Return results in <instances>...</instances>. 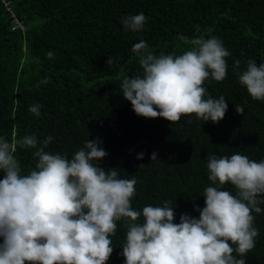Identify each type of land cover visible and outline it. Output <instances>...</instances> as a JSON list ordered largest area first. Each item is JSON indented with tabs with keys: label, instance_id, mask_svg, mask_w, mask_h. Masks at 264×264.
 Returning <instances> with one entry per match:
<instances>
[{
	"label": "trees",
	"instance_id": "16d2710c",
	"mask_svg": "<svg viewBox=\"0 0 264 264\" xmlns=\"http://www.w3.org/2000/svg\"><path fill=\"white\" fill-rule=\"evenodd\" d=\"M7 1L10 10L0 0V137L15 142L35 135L42 142L51 136L45 150L69 159L85 141L98 139L107 153L99 166L137 180L133 209L170 201L174 223L182 214L198 218L196 208L205 206L210 155L264 160V101L251 99L233 68L237 60L240 70L249 59L264 63V0ZM140 13L146 17L143 30L126 31L122 20ZM15 19L25 29L14 28ZM197 37H216L230 53L226 78L204 84L212 98L225 97L224 118L213 124L194 116L177 123L137 116L121 89L125 77L142 75L133 45L145 41L154 55L176 56L191 50L189 41ZM45 79L49 82L41 83ZM37 104L39 117L29 111ZM237 105L243 115L236 113ZM33 151L17 147L22 174L35 167ZM152 153L158 159L151 161ZM225 190L235 192L230 184ZM260 207V214L253 213L259 234L245 264H264V204ZM126 231L118 221L107 264H124Z\"/></svg>",
	"mask_w": 264,
	"mask_h": 264
},
{
	"label": "clouds",
	"instance_id": "9594fccd",
	"mask_svg": "<svg viewBox=\"0 0 264 264\" xmlns=\"http://www.w3.org/2000/svg\"><path fill=\"white\" fill-rule=\"evenodd\" d=\"M145 23L143 13L122 20L125 30L133 32L142 31ZM189 43L192 49L176 56L154 55L145 41L133 45L142 75L125 77L121 89L137 116L170 123L194 116L213 124L224 118L225 97L212 98L204 84L226 78L230 53L216 37ZM106 63L111 65L112 58ZM239 65L238 60L233 65L239 84L252 100L264 101V63L249 59L244 70ZM40 108L32 105L29 111L39 117ZM235 111L243 115L244 109L237 105ZM51 140L26 135L9 142L0 137V264H107L118 221L127 229L124 264H245L255 247L259 230L253 213L260 214L264 204V160L239 153L210 155L205 206L196 208L198 218L182 214L174 223L170 201L162 207L145 206L142 212L133 209L137 180L99 166L107 155L101 141L88 139L69 159L45 150ZM18 146L34 150L37 162L28 174H22L15 156ZM156 159L152 153L150 160ZM227 184L234 194L225 190Z\"/></svg>",
	"mask_w": 264,
	"mask_h": 264
},
{
	"label": "built area",
	"instance_id": "2783aa9c",
	"mask_svg": "<svg viewBox=\"0 0 264 264\" xmlns=\"http://www.w3.org/2000/svg\"><path fill=\"white\" fill-rule=\"evenodd\" d=\"M3 1H4V6H5V8H6L7 10H10V7H9V4H8V1H7V0H3ZM12 25H13L14 28L25 29L24 24H23L21 21L16 20V19L12 22Z\"/></svg>",
	"mask_w": 264,
	"mask_h": 264
},
{
	"label": "bare ground",
	"instance_id": "6f19581e",
	"mask_svg": "<svg viewBox=\"0 0 264 264\" xmlns=\"http://www.w3.org/2000/svg\"><path fill=\"white\" fill-rule=\"evenodd\" d=\"M123 234V233H122ZM124 237V236H123Z\"/></svg>",
	"mask_w": 264,
	"mask_h": 264
}]
</instances>
